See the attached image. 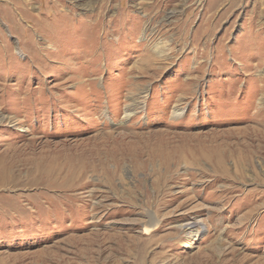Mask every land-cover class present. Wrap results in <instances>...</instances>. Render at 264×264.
I'll use <instances>...</instances> for the list:
<instances>
[{
	"label": "rangeland",
	"instance_id": "obj_1",
	"mask_svg": "<svg viewBox=\"0 0 264 264\" xmlns=\"http://www.w3.org/2000/svg\"><path fill=\"white\" fill-rule=\"evenodd\" d=\"M0 264H264V0H0Z\"/></svg>",
	"mask_w": 264,
	"mask_h": 264
},
{
	"label": "bare ground",
	"instance_id": "obj_2",
	"mask_svg": "<svg viewBox=\"0 0 264 264\" xmlns=\"http://www.w3.org/2000/svg\"><path fill=\"white\" fill-rule=\"evenodd\" d=\"M104 140V139H103ZM102 140V141H103ZM109 142V141H108ZM98 145V144H97ZM81 146V145H80ZM100 149V148H99ZM97 154H99V153H97ZM196 158V157H195ZM55 159V158H54ZM100 160H101V158H99ZM179 160V159H178ZM189 161V160H188ZM103 162V161H102ZM99 163V162H98ZM92 168V167H91ZM53 169V168H52ZM82 170V169H81ZM97 170V169H96ZM43 171H45V169H43ZM53 171V170H52ZM88 171V170H87ZM95 171V170H94ZM59 172V171H58ZM80 173V172H79ZM86 173V172H85ZM84 173V174H85ZM77 174V173H76ZM83 174V175H84ZM179 176V175H178ZM41 177H42V175H41ZM46 177V176H45ZM72 179H73V177H71ZM179 178V177H178ZM68 181V180H67ZM73 181V180H72ZM75 182V181H74ZM71 183V182H70ZM80 184V183H79ZM78 185V184H77ZM65 186V185H64ZM69 186V185H68ZM75 186V185H74ZM79 186V185H78ZM83 186V185H82ZM73 187V186H72ZM81 188V187H80ZM70 189V188H69ZM74 190V189H73ZM165 190V189H164ZM162 191V190H161ZM67 194V193H66ZM66 196H68V195H66ZM72 198V197H71ZM74 199V198H73Z\"/></svg>",
	"mask_w": 264,
	"mask_h": 264
}]
</instances>
